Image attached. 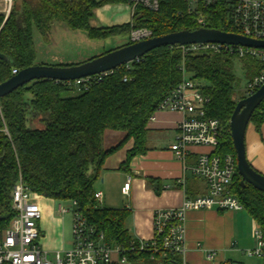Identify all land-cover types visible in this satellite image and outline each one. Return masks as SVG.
Listing matches in <instances>:
<instances>
[{"label": "trees", "instance_id": "16d2710c", "mask_svg": "<svg viewBox=\"0 0 264 264\" xmlns=\"http://www.w3.org/2000/svg\"><path fill=\"white\" fill-rule=\"evenodd\" d=\"M16 3L5 22L0 15V53L4 55L0 60V83L12 78L13 70L20 72L36 65L33 32L38 31L48 43L54 23L85 32L97 41L124 36L140 28L150 29L153 38L201 28L197 14L189 12L187 0H164L157 12L138 5L131 24L102 29L90 25L94 10L106 4H130L129 0H22L19 6ZM226 11L223 5L205 9L206 27L234 32L227 23ZM236 60L243 62L247 82L261 71L260 63L250 57L238 59L226 53L184 55L179 46H167L151 51L138 62L121 66L77 95L67 94L77 91L73 81L41 80L1 98L10 138L2 131L4 124L0 118V239L15 216L11 193L21 175L30 190L46 199L77 201L85 216L104 232L108 244L127 247L132 240L124 226L129 212L99 208L94 196L93 187L106 159L130 139L134 140V146L122 169L134 157L146 153L148 122L161 102L181 84L182 66L209 99L207 116L220 123L222 138L218 153L236 156L230 130L238 103L234 99L236 86L240 83L234 72ZM250 122L257 129L264 124V100ZM106 130L127 135L116 147L105 150ZM241 181L236 169L232 194L264 232V193L250 185L242 186ZM160 246L155 253L138 252L128 255V259L155 264L179 260L169 253L164 257Z\"/></svg>", "mask_w": 264, "mask_h": 264}, {"label": "built area", "instance_id": "2783aa9c", "mask_svg": "<svg viewBox=\"0 0 264 264\" xmlns=\"http://www.w3.org/2000/svg\"><path fill=\"white\" fill-rule=\"evenodd\" d=\"M16 0H0V15L8 19ZM164 0H129L132 13L141 5L151 12H157ZM190 13L197 14V23L206 27L203 11L214 5L226 8L227 23L235 34L247 38L264 41V0H187ZM153 38V32L147 28L134 29L129 33V44L139 43ZM184 55L188 53H226L238 59L250 57L261 65L260 73L247 82L245 96L249 97L264 86V49L249 48L219 43H197L179 46ZM139 59L135 61H139ZM133 63V62H131ZM131 63L127 64L130 65ZM183 80L181 84L158 107L157 111L177 112L183 120L177 126L175 142L170 146L176 158L185 162L192 147H207L211 152L198 154L193 175L202 179L208 192L194 199H187L177 209L159 210L154 217V236L149 241L131 240L127 247L111 246L106 241L104 232L100 231L81 211L77 201L71 200L72 209L58 207L59 215H72V242L66 250L47 251L41 246L43 235L40 224L43 210L40 204L42 196L28 188L20 175L12 193L14 218L3 231L0 239V264H111L112 254L120 255V262L125 263L128 255L138 252L155 253L160 247L166 254L179 258L177 262H159L158 264H188L186 260V222L189 211L218 208L225 211L243 209L240 200L232 194L231 186L236 174L237 160L233 154L218 153L222 130L218 120L206 114L209 99L200 91L196 82L190 79L185 67L181 68ZM114 70L95 76L73 81L77 92L87 91L94 81H101ZM19 72L13 70V75ZM126 80V78H125ZM0 118L3 121L2 131L10 138L8 128L3 119L0 105ZM130 182L122 191L128 194ZM97 205L101 206L103 195L95 193ZM257 245L248 250L247 255L257 257L264 264V240L260 232H256ZM153 259V257H152Z\"/></svg>", "mask_w": 264, "mask_h": 264}, {"label": "crops", "instance_id": "0c3cea01", "mask_svg": "<svg viewBox=\"0 0 264 264\" xmlns=\"http://www.w3.org/2000/svg\"><path fill=\"white\" fill-rule=\"evenodd\" d=\"M132 14L129 3L106 4L94 10L90 25L95 29L128 25L132 23ZM33 40L37 53L36 65L71 66L127 46L129 34L97 41L90 39L85 32L72 31L65 24L54 23L48 43L36 30ZM183 117L177 112L157 111L147 125L146 153L134 157L129 166L122 169L128 152L134 146V140H128L106 159L94 184V192L103 195L99 208L129 212L124 226L132 240L149 241L153 238L157 211L180 208L185 200L208 192L206 183L193 175L192 168L198 154L211 152V149L192 147L185 162L176 158L170 149ZM126 135V132L106 130L103 148L109 150L116 147ZM245 148L251 167L264 176V124L257 129L250 122L246 130ZM127 182H130V190L125 194L122 189ZM156 189H159V193ZM45 199L42 197L40 200L43 219L45 215L49 216L44 205ZM56 213L55 217H58V210ZM43 219L40 228L45 238L44 230L53 233L55 226L53 229V224L47 221L43 224ZM256 232H260L264 240V232L244 208L239 211L218 208L189 211L186 222L187 263L263 264L260 258L247 255V251L257 245ZM120 260V255L114 252L111 264H155L137 259H128L125 263Z\"/></svg>", "mask_w": 264, "mask_h": 264}, {"label": "water", "instance_id": "95a60500", "mask_svg": "<svg viewBox=\"0 0 264 264\" xmlns=\"http://www.w3.org/2000/svg\"><path fill=\"white\" fill-rule=\"evenodd\" d=\"M197 43H219L249 48L264 49V41L244 37L239 34L210 28L194 31H181L162 37H154L139 43L130 44L81 64L71 66L35 65L20 71L8 81L0 83V99L17 89L35 81L51 80L71 82L101 73L116 70L123 65L134 62L151 51L167 46H186ZM4 55L0 53V60ZM264 100V86L249 97L240 100L230 120V130L237 160V171L241 176L242 186L250 185L264 193V176L256 172L246 157L245 136L251 117Z\"/></svg>", "mask_w": 264, "mask_h": 264}, {"label": "rangeland", "instance_id": "374dc122", "mask_svg": "<svg viewBox=\"0 0 264 264\" xmlns=\"http://www.w3.org/2000/svg\"><path fill=\"white\" fill-rule=\"evenodd\" d=\"M22 0H18L16 4L20 5ZM11 14V13H10ZM3 16V15H1ZM3 20H5V16H3ZM234 72L237 77L240 79V83L236 86V95L235 100L239 101L238 98L246 97L245 96V88L247 85V79L245 78V67L242 61L236 60L234 61ZM68 95H77L78 92L67 93ZM45 208L49 211V216L45 215L43 219L44 222H49L53 224V229L55 226V232H50L48 230H44L46 233L45 238L41 240V246L47 248L51 251H58V250H66L70 248L72 242V215L61 216L58 214L56 216V212L58 210L59 205H62L64 208L69 210L72 209V203L70 201H54L51 199H45L44 201Z\"/></svg>", "mask_w": 264, "mask_h": 264}]
</instances>
